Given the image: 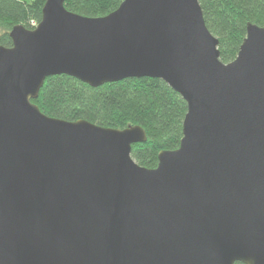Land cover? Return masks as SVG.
Wrapping results in <instances>:
<instances>
[{"label":"water","instance_id":"water-1","mask_svg":"<svg viewBox=\"0 0 264 264\" xmlns=\"http://www.w3.org/2000/svg\"><path fill=\"white\" fill-rule=\"evenodd\" d=\"M65 1L0 45V264H264V26L223 63L197 0L93 18ZM63 74L163 80L186 101L179 146L142 167V126L42 113L32 100Z\"/></svg>","mask_w":264,"mask_h":264},{"label":"trees","instance_id":"trees-1","mask_svg":"<svg viewBox=\"0 0 264 264\" xmlns=\"http://www.w3.org/2000/svg\"><path fill=\"white\" fill-rule=\"evenodd\" d=\"M46 0H0V45L11 46L9 31L22 24L33 28ZM122 0H66L68 11L87 17H102ZM209 32L218 39L220 60L236 58L248 22L264 26V0H197ZM32 100L49 117L88 120L105 128L142 126L146 141L132 144L130 157L154 168L157 154L179 146L186 101L166 82L157 78H128L91 87L65 74L47 77ZM235 264H242L236 262Z\"/></svg>","mask_w":264,"mask_h":264}]
</instances>
